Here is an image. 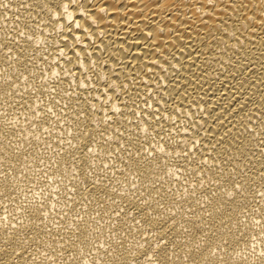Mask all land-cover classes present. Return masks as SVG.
<instances>
[{"label": "bare ground", "instance_id": "1", "mask_svg": "<svg viewBox=\"0 0 264 264\" xmlns=\"http://www.w3.org/2000/svg\"><path fill=\"white\" fill-rule=\"evenodd\" d=\"M261 216L264 0H0V264H264Z\"/></svg>", "mask_w": 264, "mask_h": 264}, {"label": "rangeland", "instance_id": "2", "mask_svg": "<svg viewBox=\"0 0 264 264\" xmlns=\"http://www.w3.org/2000/svg\"><path fill=\"white\" fill-rule=\"evenodd\" d=\"M9 115V114H8ZM12 116V115H11ZM9 117H10V115H9ZM8 117V118H9ZM61 125H63V123H61ZM48 134V133H47ZM47 139H49V138H47ZM43 142H45V141H43ZM42 142V143H43ZM48 142L49 141H46V143H43L42 145H43V148H42V146H41V143H40V147H39V151H40V149L41 150H45V149H47V150H49L51 147H48V146H50V145H48ZM44 144L45 145H47V146H44ZM50 144V143H49ZM44 147H45V149H44ZM49 148V149H48ZM47 159V158H46ZM43 179V178H42ZM42 179H37L40 183H42ZM52 182H51V184H53V186L55 187L56 186V184L58 183V182H56L55 180H51ZM53 182H55V183H53ZM50 183V182H49ZM41 186H39L36 190H29L30 191V193H29V191H27L26 193H24V195L23 196H25V198L27 197V199H32V200H27L26 199V201H24V197H23V201L24 202H26V203H24L26 206L28 205L29 207L31 206V204H32V206H40L44 201H47V200H52V199H49V198H51L50 196H48V195H46L48 192H49V190L50 189H52L51 187H53V186H51V187H49L48 185L47 186H44V184L42 183V184H40ZM46 185V184H45ZM45 187V188H44ZM30 189V188H29ZM46 190H47V192H46ZM33 191V192H32ZM37 191V192H36ZM44 193V194H43ZM35 195H36V197H37V195H38V197L36 198L35 197ZM42 195V196H41ZM47 196V197H45V196ZM30 197H32V198H30ZM33 197H35V198H33ZM41 197V198H40ZM42 197H43V199H42ZM40 198V200H37V199H39ZM34 199V200H33ZM35 199H36V201H35ZM29 201V202H28ZM31 202V203H30ZM33 202H34V204H33ZM42 202V203H41ZM28 203V204H27ZM35 203H37V204H35ZM49 203H50V201H49ZM51 203H53V202H51ZM18 205V206H17ZM16 206L18 207V209H20L21 208V205L18 203ZM59 209H57V211H58V213L60 214V216H62L63 214H61V213H63V208L61 207V206H59L58 207ZM60 208H62V209H60ZM61 210V211H60ZM264 218L261 216L260 217V219H257V221L260 223V225L261 224H263V226H264ZM260 242V243H259ZM261 242L262 243H264V239L263 240H260V241H258V242H256V244H261ZM255 254V252L254 253H252L251 255H254ZM251 258V257H250Z\"/></svg>", "mask_w": 264, "mask_h": 264}]
</instances>
